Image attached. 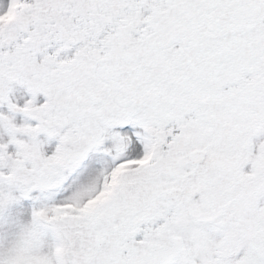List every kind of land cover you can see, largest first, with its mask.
I'll use <instances>...</instances> for the list:
<instances>
[{
    "label": "snow or ice",
    "instance_id": "1",
    "mask_svg": "<svg viewBox=\"0 0 264 264\" xmlns=\"http://www.w3.org/2000/svg\"><path fill=\"white\" fill-rule=\"evenodd\" d=\"M0 264H264V0H0Z\"/></svg>",
    "mask_w": 264,
    "mask_h": 264
}]
</instances>
